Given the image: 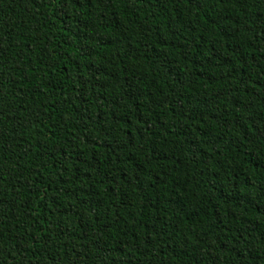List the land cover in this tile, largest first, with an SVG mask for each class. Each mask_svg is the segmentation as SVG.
Instances as JSON below:
<instances>
[{"label": "trees", "instance_id": "trees-1", "mask_svg": "<svg viewBox=\"0 0 264 264\" xmlns=\"http://www.w3.org/2000/svg\"><path fill=\"white\" fill-rule=\"evenodd\" d=\"M0 264H264V0H0Z\"/></svg>", "mask_w": 264, "mask_h": 264}]
</instances>
